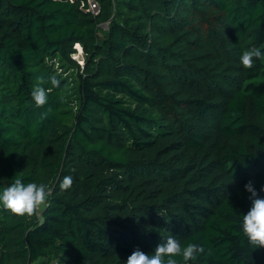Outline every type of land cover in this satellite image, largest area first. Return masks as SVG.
<instances>
[{
    "label": "trees",
    "instance_id": "obj_1",
    "mask_svg": "<svg viewBox=\"0 0 264 264\" xmlns=\"http://www.w3.org/2000/svg\"><path fill=\"white\" fill-rule=\"evenodd\" d=\"M94 1L0 0V192H51L32 217L0 205V264H126L169 235L205 249L189 264H264L240 226L245 185L264 197V59L240 63L264 0Z\"/></svg>",
    "mask_w": 264,
    "mask_h": 264
},
{
    "label": "clouds",
    "instance_id": "obj_2",
    "mask_svg": "<svg viewBox=\"0 0 264 264\" xmlns=\"http://www.w3.org/2000/svg\"><path fill=\"white\" fill-rule=\"evenodd\" d=\"M254 58L264 59V52L259 48L245 50L240 57V63L251 69L254 67ZM45 83H51L53 87L59 86V81L55 77H49L48 81L39 78L30 94L36 108H43L48 104L51 89L43 87ZM26 106L31 107L32 104ZM50 111L51 109H48V112ZM48 112L42 113L41 119L46 118ZM72 183L71 177H65L59 184L60 190H68ZM245 189L250 193L251 206L247 213L242 215L240 226L251 247L264 248V197L259 195L251 182L245 185ZM260 191H264V188ZM50 195L46 184L36 182L25 184L17 178L0 192V205L14 216L32 217L47 206ZM204 252L205 249L196 243L182 245L174 236L169 235L164 242L156 246L151 255L139 249L134 250L127 258L126 264H189L190 261H196ZM177 257L181 259L178 260Z\"/></svg>",
    "mask_w": 264,
    "mask_h": 264
},
{
    "label": "rangeland",
    "instance_id": "obj_3",
    "mask_svg": "<svg viewBox=\"0 0 264 264\" xmlns=\"http://www.w3.org/2000/svg\"><path fill=\"white\" fill-rule=\"evenodd\" d=\"M90 1H93V0H90ZM95 2V1H94ZM97 3V2H96ZM97 8H98V11L100 10L99 8V5H98V3H97ZM97 11V12H98ZM96 12V11H95ZM96 12V13H97ZM100 12V11H99ZM98 12V13H99ZM97 13V14H98ZM107 25H108V22H104L103 24H100L99 25V30H100V34H102L101 33V31H105L106 29H107ZM101 36V35H100ZM75 57H76V59H77V61H79V63H81V64H83V58H84V55H83V53H82V50H81V47H80V49L78 48V50H77V53H76V55H75ZM50 264H52V263H50Z\"/></svg>",
    "mask_w": 264,
    "mask_h": 264
},
{
    "label": "built area",
    "instance_id": "obj_4",
    "mask_svg": "<svg viewBox=\"0 0 264 264\" xmlns=\"http://www.w3.org/2000/svg\"><path fill=\"white\" fill-rule=\"evenodd\" d=\"M87 4H88V10L91 12V13H93V14H97L99 11H98V8H97V3L96 2H94V0L93 1H90V0H88V2H87ZM97 13H96V12ZM75 48H77V50H78V48L80 49V47H79V45L78 44H76L75 45ZM76 55V54H75ZM75 55H73V57L74 58H76L75 57ZM81 64V63H80ZM82 65V64H81ZM52 264H58L57 263V261H54V262H52Z\"/></svg>",
    "mask_w": 264,
    "mask_h": 264
}]
</instances>
